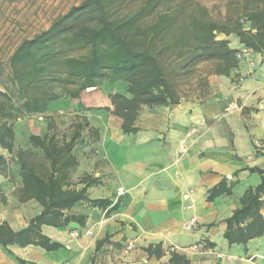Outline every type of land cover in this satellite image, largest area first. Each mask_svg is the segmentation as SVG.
Returning <instances> with one entry per match:
<instances>
[{"label": "trees", "instance_id": "trees-1", "mask_svg": "<svg viewBox=\"0 0 264 264\" xmlns=\"http://www.w3.org/2000/svg\"><path fill=\"white\" fill-rule=\"evenodd\" d=\"M244 9L242 17L227 14L218 22L194 0H82L57 16L48 28L19 43L9 57L10 81L17 92L13 101L17 104L0 90V147L17 166V201L34 200L41 209L18 230L0 222V246L15 262L31 264L12 253L9 245H31L46 252L64 248L57 241L51 242L41 226H84L87 216L74 212L81 203L106 209V214L119 207L118 202L108 199L88 198L87 188L98 185L99 177L85 174L76 182L71 179L78 164L74 149L83 131L91 129L94 140L98 139L97 129L90 128L85 116L71 125L69 135H58L49 122L45 133L27 137L28 147L14 148L13 119L23 113L42 114L46 101L58 97L49 91L43 95L28 92V86L47 83L43 76L52 66H57L59 74L48 83L66 89L72 98H79L80 91L97 86L101 79L110 83L121 80L124 91L110 93L112 108L104 109L121 120L123 133L137 132L133 124L142 106H172L186 99L179 88L180 79L197 74L190 92L205 97L209 75H228L237 66V50L229 46L228 39L217 35H234L246 49L264 54V0H245ZM199 63L204 66L197 68ZM68 86L73 88L67 90ZM243 170L257 173L260 181L243 192L239 207L223 220V237L229 245L245 246L249 240L264 236V168ZM0 174L11 177L8 160L2 154ZM226 181L223 177L211 188L209 201L231 193L232 183L227 185ZM170 264H188V260L175 253Z\"/></svg>", "mask_w": 264, "mask_h": 264}, {"label": "crops", "instance_id": "crops-1", "mask_svg": "<svg viewBox=\"0 0 264 264\" xmlns=\"http://www.w3.org/2000/svg\"><path fill=\"white\" fill-rule=\"evenodd\" d=\"M221 38L237 51L245 48L234 35ZM109 119L93 124L105 167L92 173L100 182L86 193L119 207L106 214L81 203L84 226H41L64 248L46 252L9 245L12 253L31 264H170L175 253L188 264H264V236L245 246L229 245L223 237V220L239 207L243 192L260 181L243 168H264V54L248 49L228 75L209 79L205 97L142 106L133 124L137 132L123 133L121 120ZM223 177L232 183L231 193L209 201V191ZM35 203V213L22 223L7 220L8 225L25 227L41 209ZM261 213L264 217V209ZM127 242L133 243L128 250ZM0 264L18 263L0 246Z\"/></svg>", "mask_w": 264, "mask_h": 264}, {"label": "rangeland", "instance_id": "rangeland-1", "mask_svg": "<svg viewBox=\"0 0 264 264\" xmlns=\"http://www.w3.org/2000/svg\"><path fill=\"white\" fill-rule=\"evenodd\" d=\"M82 0H0V90L10 94L12 101L16 99V88L10 81L9 57L23 39L31 38L33 35L48 28L51 22L59 15L64 14L71 6L77 5ZM205 6L210 16L222 22L226 15L231 17L240 16L244 13L245 0H194ZM239 14V15H238ZM244 26L247 23L243 20ZM221 38L222 35H217ZM69 55H77L65 52ZM203 63H199L197 68H202ZM57 66H52L43 78L47 83H38L33 88L28 86L27 91L37 95H43L46 91L57 94L58 97L46 101V110L42 113L17 115L13 119L14 129V148L28 147L27 137L30 134H43L47 131V124L52 122L58 135L71 132V125L81 121V116H85L89 122L90 128L93 124L101 122L104 118H117L110 114L104 108H112L109 94L112 92H123L125 82L118 80L110 83L106 79H101L97 86L86 88L79 93V98H72L68 95L66 89L61 86L48 83V79L59 74ZM197 74L192 77L180 79L179 88L183 90L186 98L203 96L199 92H190V86L196 83ZM214 75H209V79ZM68 86V89H72ZM17 104V101H13ZM78 164L71 172V179L76 182L85 174H92L96 168L105 166L102 164L100 156L97 154L94 134L91 129H85L81 135V141L75 147ZM2 154L9 163L11 177L0 174V218L5 221L20 219L25 221L27 217L37 211V205L34 201L28 203H19L14 195V187L19 184L17 175V166L14 158L0 147ZM1 200H4L1 201ZM85 206L78 205L74 212H82ZM21 222V223H22ZM70 236V233L67 232Z\"/></svg>", "mask_w": 264, "mask_h": 264}, {"label": "built area", "instance_id": "built-area-1", "mask_svg": "<svg viewBox=\"0 0 264 264\" xmlns=\"http://www.w3.org/2000/svg\"><path fill=\"white\" fill-rule=\"evenodd\" d=\"M248 52V49L246 48H243L241 50H238L236 53H235V57L237 60L241 59L246 53ZM122 190H118V194H122ZM192 224L193 222H189L188 224H186V229H190L192 227ZM133 247V243L132 242H127L126 244V250L130 249ZM174 248H170V251H173Z\"/></svg>", "mask_w": 264, "mask_h": 264}, {"label": "water", "instance_id": "water-1", "mask_svg": "<svg viewBox=\"0 0 264 264\" xmlns=\"http://www.w3.org/2000/svg\"><path fill=\"white\" fill-rule=\"evenodd\" d=\"M54 240H52L51 242H53Z\"/></svg>", "mask_w": 264, "mask_h": 264}]
</instances>
